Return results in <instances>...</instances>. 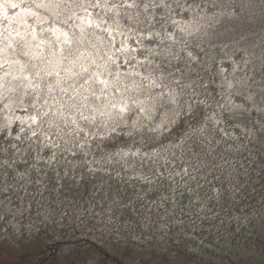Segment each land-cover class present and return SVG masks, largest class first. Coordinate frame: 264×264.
Masks as SVG:
<instances>
[{
  "label": "snow or ice",
  "instance_id": "1",
  "mask_svg": "<svg viewBox=\"0 0 264 264\" xmlns=\"http://www.w3.org/2000/svg\"><path fill=\"white\" fill-rule=\"evenodd\" d=\"M65 189L162 264L226 221L264 264V0H0V223Z\"/></svg>",
  "mask_w": 264,
  "mask_h": 264
},
{
  "label": "trees",
  "instance_id": "2",
  "mask_svg": "<svg viewBox=\"0 0 264 264\" xmlns=\"http://www.w3.org/2000/svg\"><path fill=\"white\" fill-rule=\"evenodd\" d=\"M259 27V22L251 26L253 31H259ZM257 189L259 190L258 184ZM45 195L47 199L44 203L50 209V215L47 220L43 216H37L34 207L30 216L23 221L25 226L31 224L30 230L25 227L24 230L18 231L6 222L0 223V244L2 241H5L8 245L25 249L31 245L33 248L36 243H43L41 248L34 252L37 258L32 264H51L55 262L57 256L67 258L73 255L77 257L75 264H153L155 262H150L149 254L157 252L161 254L160 248H157L155 244L152 249H149L147 243H137L135 240L128 238L130 229L121 228L123 235L118 237L109 228L104 227L100 222L101 218L90 216L87 211L89 207L88 203L83 198L78 197L76 190L65 189L59 196L48 193ZM259 201V194L252 193L249 189L244 194L243 199L239 201L238 207L252 205L258 210L260 206ZM232 206L233 202L226 196L225 210ZM213 208L216 211H220L219 205L213 204ZM95 211H102L99 204L96 205ZM223 215L224 213L221 212L222 217ZM78 216L79 219H77ZM81 220L84 223H81ZM253 222L258 227L260 223L259 217H255ZM237 228L238 226L235 222H232L231 227H228V222L226 221L225 227L221 229L219 235L213 229L207 233L197 230L190 236H181L180 248L183 247L181 252L183 254L187 252L188 248H193L198 254L188 256V259H198L212 255L213 252L216 253V251H212L213 249L220 248L221 251L214 256L224 255L230 250L234 251L236 246L243 248L256 239L255 236L249 235L251 231H255L252 224H247L246 227L239 226V230ZM100 232L108 233L113 238L110 242L99 244L92 237ZM170 242L165 241L161 247L167 246ZM6 244L5 246H8ZM171 246L175 248L176 245L173 244ZM112 249L116 251L118 249L120 251H129L130 254H136L139 252V249H143V259L138 262L125 261L119 255L113 254L111 252ZM146 253H148V256ZM210 258H214L213 255ZM255 259L259 261L260 257L257 255Z\"/></svg>",
  "mask_w": 264,
  "mask_h": 264
},
{
  "label": "rangeland",
  "instance_id": "3",
  "mask_svg": "<svg viewBox=\"0 0 264 264\" xmlns=\"http://www.w3.org/2000/svg\"><path fill=\"white\" fill-rule=\"evenodd\" d=\"M0 230H1V228H0ZM207 232L208 231H205V233H207ZM112 238H113V236L109 235L108 233H104V232L97 233L92 237V239L99 244H104V243L110 242ZM37 240H39V238H37ZM5 244H6L5 241H2V243L0 244V264H32L37 258V256H35L34 252L39 250L43 243H36L33 248L31 245L25 249L16 248V247L11 246L10 244L9 245L6 244L8 246H5ZM170 244L176 245L174 242H170ZM214 247H216V246H214ZM182 249H183V247L180 248L181 251H182ZM239 249H241V248L236 246L234 251L230 250V251H228L230 253L227 252L224 255H217V256H214V255H216L219 251H221V249L220 248L219 249H213L212 251H216V253L213 252V254H212L214 258H210L212 255H207L205 258H198V259L189 258V259L191 261V264H236L238 256L235 253H237L239 251ZM138 251L139 252L136 254H130L129 251H122V250L120 251V249H118V251H116L115 249L111 250V252L113 254L119 255L125 261H133V262H138L139 260L143 259L142 258L143 257L142 251H144V250L139 249ZM235 251H237V252H235ZM146 254L148 256V253H146ZM208 256H210V257H208ZM148 257L151 259L150 262H155L153 264H162L163 257L161 254H158V252L152 253V254L150 253ZM240 259L243 260L246 258L240 257ZM76 260H77V257L74 255L67 257V258H64V257L60 258L59 256H57V259L55 260V262H53L51 264H75L77 262ZM154 260H157L159 262L154 261ZM251 260L257 261L255 259V256L252 257Z\"/></svg>",
  "mask_w": 264,
  "mask_h": 264
}]
</instances>
